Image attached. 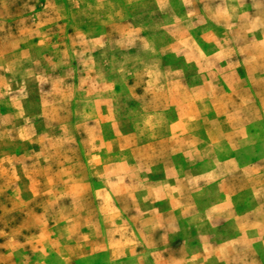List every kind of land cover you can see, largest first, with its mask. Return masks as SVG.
I'll return each instance as SVG.
<instances>
[{"label": "rangeland", "instance_id": "1", "mask_svg": "<svg viewBox=\"0 0 264 264\" xmlns=\"http://www.w3.org/2000/svg\"><path fill=\"white\" fill-rule=\"evenodd\" d=\"M0 264H264V0H0Z\"/></svg>", "mask_w": 264, "mask_h": 264}]
</instances>
